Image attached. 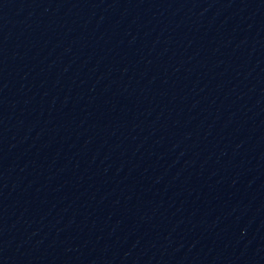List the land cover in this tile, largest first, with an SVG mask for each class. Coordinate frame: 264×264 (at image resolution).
I'll use <instances>...</instances> for the list:
<instances>
[{"label": "water", "instance_id": "obj_1", "mask_svg": "<svg viewBox=\"0 0 264 264\" xmlns=\"http://www.w3.org/2000/svg\"><path fill=\"white\" fill-rule=\"evenodd\" d=\"M0 264H264V0H0Z\"/></svg>", "mask_w": 264, "mask_h": 264}]
</instances>
